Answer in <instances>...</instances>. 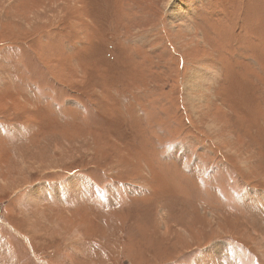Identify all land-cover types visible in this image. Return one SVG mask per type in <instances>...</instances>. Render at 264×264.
I'll list each match as a JSON object with an SVG mask.
<instances>
[{"label":"rangeland","instance_id":"obj_1","mask_svg":"<svg viewBox=\"0 0 264 264\" xmlns=\"http://www.w3.org/2000/svg\"><path fill=\"white\" fill-rule=\"evenodd\" d=\"M204 263L264 264V0H0V264Z\"/></svg>","mask_w":264,"mask_h":264},{"label":"bare ground","instance_id":"obj_2","mask_svg":"<svg viewBox=\"0 0 264 264\" xmlns=\"http://www.w3.org/2000/svg\"><path fill=\"white\" fill-rule=\"evenodd\" d=\"M186 9H187V8H186ZM173 10H174V13H177V11H175V8H174ZM179 11H180V10H179ZM180 12H183V11H180ZM178 13H179V12H178ZM182 14H184V12H183ZM185 14H186V11H185ZM184 17H185V16H184ZM196 74H197V73H196ZM200 74H201L203 77H206V76L204 75V72H200ZM200 74H199V75H200ZM198 77H199V76H198ZM197 82H199V79H198ZM197 82H196V83H197ZM246 194H247V195H250V193H248V192H247ZM213 255H214V254H213ZM213 255H212V256H213ZM206 261H207V260H206ZM211 263H212V261H211ZM204 264H205V263H204Z\"/></svg>","mask_w":264,"mask_h":264}]
</instances>
